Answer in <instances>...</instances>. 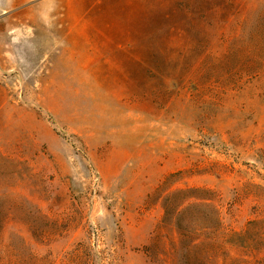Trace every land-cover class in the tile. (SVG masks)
I'll return each mask as SVG.
<instances>
[{
    "label": "rangeland",
    "instance_id": "rangeland-1",
    "mask_svg": "<svg viewBox=\"0 0 264 264\" xmlns=\"http://www.w3.org/2000/svg\"><path fill=\"white\" fill-rule=\"evenodd\" d=\"M0 3V264L263 259L165 203L264 219V0Z\"/></svg>",
    "mask_w": 264,
    "mask_h": 264
},
{
    "label": "trees",
    "instance_id": "trees-1",
    "mask_svg": "<svg viewBox=\"0 0 264 264\" xmlns=\"http://www.w3.org/2000/svg\"><path fill=\"white\" fill-rule=\"evenodd\" d=\"M189 189H182L174 196V200L168 197L165 203L166 215L170 214L169 206L177 204L175 212L177 213V226L183 237H189L191 233L190 223L202 224L201 229L206 232L207 238L211 239L208 248H224V246L235 247L243 250L246 255L256 258L258 253L263 255V259H257V264H264V219L252 220L242 231L225 232L218 212L210 202L191 201L195 195H185ZM184 198L181 202L180 198ZM179 202V203H178ZM200 204H205L208 209L200 208ZM211 206V207H210ZM167 217V216H166ZM208 231V232H207ZM199 238V237H198ZM198 238L192 241L193 245L203 244L198 242ZM250 262V260H249Z\"/></svg>",
    "mask_w": 264,
    "mask_h": 264
},
{
    "label": "crops",
    "instance_id": "crops-1",
    "mask_svg": "<svg viewBox=\"0 0 264 264\" xmlns=\"http://www.w3.org/2000/svg\"><path fill=\"white\" fill-rule=\"evenodd\" d=\"M16 2H17V4H19L20 3V0H16ZM1 10H3V8H2V5H1V3H0V11Z\"/></svg>",
    "mask_w": 264,
    "mask_h": 264
}]
</instances>
